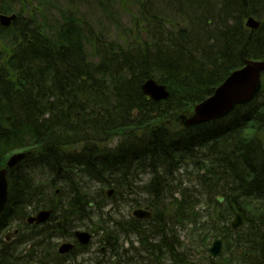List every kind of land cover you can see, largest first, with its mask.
I'll list each match as a JSON object with an SVG mask.
<instances>
[{
	"label": "trees",
	"instance_id": "obj_1",
	"mask_svg": "<svg viewBox=\"0 0 264 264\" xmlns=\"http://www.w3.org/2000/svg\"><path fill=\"white\" fill-rule=\"evenodd\" d=\"M89 2L111 21L113 37L75 11L51 20L35 10L0 27V166L13 152L28 156L7 173L0 264H64L66 257L72 258L68 264H84L76 256L86 246L63 256L52 239L71 237L93 216L89 203L101 197L99 188L112 187V201L122 189L132 191L133 171L150 178L138 187L145 196L127 203L152 209L149 219L135 226L130 217L122 229L138 236L141 249L133 260L157 264L164 255L171 264H196L195 241L204 264H212L205 249L223 235L216 264H264V75L258 93L222 118L180 122L232 70L264 60V0ZM6 4L7 11L29 8V0ZM122 15L127 21L119 20ZM248 17L259 22L256 29L245 26ZM149 77L167 87V99L152 101L142 93ZM78 144L84 149L74 151ZM189 165L197 183L182 186L177 174ZM185 171L189 180L193 172ZM41 208L52 209L47 222L4 241L14 215L19 226L29 227L26 215ZM235 210L243 223L232 230ZM101 218L103 250L114 260L108 263H119L120 229L116 221L104 226ZM177 218L193 225V235L183 236L190 243L181 238Z\"/></svg>",
	"mask_w": 264,
	"mask_h": 264
},
{
	"label": "rangeland",
	"instance_id": "obj_2",
	"mask_svg": "<svg viewBox=\"0 0 264 264\" xmlns=\"http://www.w3.org/2000/svg\"><path fill=\"white\" fill-rule=\"evenodd\" d=\"M92 2H89V0H29V5H27V7H29L28 9L25 10H17L18 7L14 8L13 7V11L16 12L18 14V16L20 18H26L29 17L31 14H34L35 10L36 12H45L47 14V16L51 19V20H59L62 13L68 14L69 12H77L78 14H81L83 17H85L87 19V21L95 28H97L98 30H102L104 31L107 35L113 37L115 34V30L111 27V25H109V23H111V21H109L107 18H104L103 16L100 15L99 11H97L93 5L91 6ZM20 9V8H19ZM127 17L125 15H122L119 17V20L121 22H125L127 21ZM116 142L115 140H113L112 143ZM111 143V144H112ZM192 165L187 166V168L182 169L177 176H179L182 180V183L180 185L182 186H192L194 184L197 183V179H195L196 176V171ZM190 171L193 172V174H191L190 179L188 180V176L186 173V171ZM194 170V171H193ZM148 172L146 173H137L136 174V179H141L140 182L144 183L147 179H148ZM133 177V179L135 178ZM42 179L40 180H44V177H41ZM141 183V184H142ZM109 188H102V193L105 194H101V200L103 202H108V203H104L105 205L102 207L103 208V212L104 214L100 217L101 220H103V225L104 226H110L113 222H117L118 227L120 229V232L123 233L122 229L125 228V222L126 220L128 221V218L132 215L133 209L129 208L127 206L126 203L120 202V200L118 201L117 204H114L116 201H111L112 199H109V197L106 196L107 194V190ZM122 191L123 189L120 191V194L116 195L115 199H121L122 196ZM197 195V194H196ZM211 198H213L211 195L209 196ZM210 199V198H209ZM166 202V201H165ZM251 205L254 204H250L249 208L253 209V207H251ZM197 208H200L199 206H197ZM203 208H205L203 206ZM233 215L229 218V223L233 220ZM181 219L179 218V221ZM208 218H201L200 222L203 223L204 221L207 222ZM101 224V221H100ZM242 225V223H241ZM240 225V226H241ZM17 225L13 224L10 226L9 230H10V234H13V230L16 228ZM102 226V224H101ZM178 229V232L183 236L184 233H188L190 235H193V225L187 223V221H180L179 224L176 226ZM106 228V227H104ZM75 229H81V230H86L89 231L91 234V239L89 244L86 246L87 249L84 252H81L79 254H77L76 259L79 260L78 262L83 261L84 264H90L93 263L96 259H100V264H109L108 262L111 263L113 257H111L110 253L107 256V253L105 252V250H103L104 248H106L105 244H103L104 242H102L104 236H105V232L102 230V228L98 227V218L94 217L92 218V220H86L82 225H79V227L75 228ZM237 229V228H236ZM235 229V230H236ZM97 230V231H96ZM234 230V229H233ZM199 232H202L201 230H199ZM204 233V232H203ZM189 237L183 239L184 242H188L190 243V241L188 240ZM65 240V238H55L53 239V242L55 243V250H57V247H59V245ZM68 240V238H67ZM117 242H116V246L119 247V251H120V255H121V259L120 262H118V260H116L115 264H140V261H135V258L133 260V258H131L132 256L135 255L136 251L139 250V245L136 242V237L133 234H119L117 236ZM210 241V240H209ZM212 243V241H211ZM193 247H195V251H193V255L192 256V260L196 263V264H204L205 260H204V256L205 254L202 253V248L200 247V245L195 244V241L193 242ZM211 245V244H210ZM193 250V249H192ZM102 251L105 252V255H103ZM198 251V254L196 253ZM125 253V254H124ZM122 254H124V256H122ZM207 255V254H206ZM135 257V256H134ZM72 258H66L64 261V264H68ZM69 261V262H67ZM74 264V263H71ZM147 264H155V262H148ZM157 264H171L168 261V257H164V255L161 257L160 262H157Z\"/></svg>",
	"mask_w": 264,
	"mask_h": 264
},
{
	"label": "water",
	"instance_id": "obj_3",
	"mask_svg": "<svg viewBox=\"0 0 264 264\" xmlns=\"http://www.w3.org/2000/svg\"><path fill=\"white\" fill-rule=\"evenodd\" d=\"M16 19V14H0V24L9 26ZM245 26L256 29L259 22L252 17H248ZM264 75V60H246L244 64L231 71L225 79L214 89L213 93L193 105L181 116L184 126L213 121L228 114L236 105L249 102L259 91L261 85V76ZM142 90L152 100L168 98L169 92L163 84L158 83L154 78H147L142 84ZM81 145L74 146V149L80 148ZM27 153H15L7 159V166H12ZM110 193V192H109ZM8 196V183L6 179V167L0 169V212L3 210ZM222 197L218 200L222 201ZM50 211H39L35 216L27 218L28 222L41 223L49 216ZM133 214L136 217H148L149 213L141 209H136ZM242 223L241 213L234 212V218L231 221L233 229ZM78 242L85 245L89 242L90 235L85 231H75ZM222 236L216 238L207 252L211 260L220 255L222 246ZM73 248V244L64 242L58 247L59 253H66Z\"/></svg>",
	"mask_w": 264,
	"mask_h": 264
},
{
	"label": "bare ground",
	"instance_id": "obj_4",
	"mask_svg": "<svg viewBox=\"0 0 264 264\" xmlns=\"http://www.w3.org/2000/svg\"><path fill=\"white\" fill-rule=\"evenodd\" d=\"M246 22V21H245ZM12 24H10L9 26H3V28H7V27H10ZM146 80V79H145ZM145 80L141 83V86H142V84L145 82ZM164 85V84H163ZM140 86V88H141V91H142V93H143V90H142V87ZM165 86V85H164ZM166 87V86H165ZM166 90H167V87H166ZM168 91V90H167ZM144 94V93H143ZM145 95V94H144ZM145 96H147L149 99H151L148 95H145ZM165 99H167V98H165ZM165 99H160V100H152V101H161V100H165ZM84 149V144H81V147L79 148V149H74L73 148V150L74 151H78V150H83ZM28 156H25V157H23V158H21L18 162H16L15 164H13L12 166H7V160L4 162V164L2 165V166H0V169L1 168H4V167H6V179H7V173L9 172V170H11L12 168H14L15 166H17L18 164H20L22 161H24L26 158H27ZM135 171H133L132 172V175H131V178L130 179H128V180H131L134 176H135ZM122 184H119V187L121 186ZM101 188H99V190H100ZM90 190H92V191H94V190H96V185H90ZM58 193V189H55V194H57ZM7 199H8V196H7ZM97 200H96V202H95V205H93L92 203H89V207H90V210H92L93 211V216L91 217V218H89V219H87V220H92V218H99V216H101V212H102V203H103V201L101 200L102 198L100 197V196H98L97 198H96ZM110 199H111V197H110ZM120 200V199H119ZM112 201V200H111ZM7 202V201H6ZM116 202L118 203V201H117V199H116ZM115 204V203H114ZM5 205H6V203H5ZM5 205H4V207H5ZM3 210H4V208H3ZM2 210V211H3ZM42 210H45V211H50V213H49V216H48V218L45 220V221H43V222H41V223H35V222H28L27 221V218L28 217H30V216H35L39 211H42ZM2 211L0 212V214L2 213ZM52 209L51 208H41V209H38V210H36V211H34V212H31V213H29V214H27L26 215V217H25V219H24V222L26 223V224H28L29 225V227H25V226H19L18 225V222L17 221H15L16 219H17V216L16 215H14L15 217H14V219H12L11 221H9V224H8V226L7 227H5L4 228V230H3V234H2V236H3V239H4V241H6L7 243H10L11 242V240L12 239H14L17 235H18V233H24V232H28V231H32V230H34L31 226H39V225H41V224H43V223H45V222H47L49 219H50V217H51V215H52ZM103 221V220H102ZM13 224H15V225H17L16 226V228L13 230V234H10V230H9V228H10V226L11 225H13ZM79 227V226H78ZM77 228V227H76ZM75 231H85V232H87V233H89V235H90V237H91V234H90V232L89 231H86V230H81V229H73V231H72V236L71 237H66V238H68V241H70L71 243H73V244H76L77 242H78V240H77V238H76V236L74 235V232ZM56 237H54L53 239H55ZM49 239H51V238H49ZM52 239V240H53ZM42 240V239H41ZM30 242H31V240H29ZM33 244V243H32Z\"/></svg>",
	"mask_w": 264,
	"mask_h": 264
},
{
	"label": "flooded vegetation",
	"instance_id": "obj_5",
	"mask_svg": "<svg viewBox=\"0 0 264 264\" xmlns=\"http://www.w3.org/2000/svg\"><path fill=\"white\" fill-rule=\"evenodd\" d=\"M7 1L6 0H0V14L1 13H8V11H7ZM9 13H11V12H9ZM8 13V14H9ZM0 27H2V26H0ZM146 173V172H145ZM149 174V173H148ZM149 178H150V174H149V176H148V179L145 181V182H147L148 180H149ZM141 181V179H136V177L132 180V191H128L127 193L125 192V191H123L121 194H122V196H121V199H120V202H123V203H126L127 204V206L129 207V208H132V209H135V208H143V209H149V210H151V212H152V209L151 208H149L148 206H135L134 204H130V203H127V199H129V198H135V197H137V196H141V197H143V196H145L141 191H139V189H138V187H140V186H142L143 184H145V182L144 183H142V182H140ZM142 183V184H141ZM136 192V193H135ZM169 193H165L164 194V196H163V200L164 201H168L169 200ZM119 199H118V201H119ZM130 217H132V216H130ZM130 217L128 218V220H130ZM133 218V217H132ZM135 221H133V223L135 224V226H137L141 221L143 222L144 220H147V218H136V217H134L133 218ZM127 221V220H126ZM133 235L136 237V242H137V244H139V239H138V236L135 234V233H133ZM151 240H153L154 241V239H151Z\"/></svg>",
	"mask_w": 264,
	"mask_h": 264
}]
</instances>
